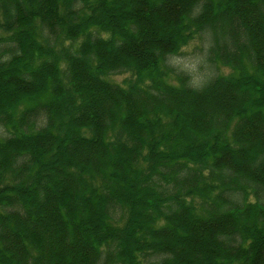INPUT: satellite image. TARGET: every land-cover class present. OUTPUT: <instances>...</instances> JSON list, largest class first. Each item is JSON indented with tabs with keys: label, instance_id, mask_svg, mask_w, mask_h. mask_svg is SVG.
Wrapping results in <instances>:
<instances>
[{
	"label": "trees",
	"instance_id": "1",
	"mask_svg": "<svg viewBox=\"0 0 264 264\" xmlns=\"http://www.w3.org/2000/svg\"><path fill=\"white\" fill-rule=\"evenodd\" d=\"M0 29V264H264V0H0Z\"/></svg>",
	"mask_w": 264,
	"mask_h": 264
},
{
	"label": "rangeland",
	"instance_id": "2",
	"mask_svg": "<svg viewBox=\"0 0 264 264\" xmlns=\"http://www.w3.org/2000/svg\"><path fill=\"white\" fill-rule=\"evenodd\" d=\"M1 35H4V32L0 29ZM203 46L200 39L195 38L185 45L177 55L172 57L175 65L188 70L192 74L195 82H199L200 78L205 74L206 69H208V63L203 56ZM219 70L222 73H227L229 68L219 65ZM106 78L120 85H126L132 77L129 73H120L110 74Z\"/></svg>",
	"mask_w": 264,
	"mask_h": 264
}]
</instances>
